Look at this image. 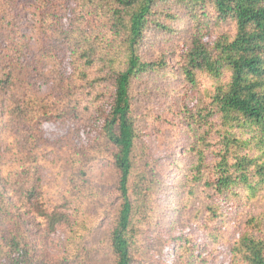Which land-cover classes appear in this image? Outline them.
<instances>
[{
  "label": "trees",
  "instance_id": "1",
  "mask_svg": "<svg viewBox=\"0 0 264 264\" xmlns=\"http://www.w3.org/2000/svg\"><path fill=\"white\" fill-rule=\"evenodd\" d=\"M70 2L71 8L66 0H0V122L6 113L31 159L41 151L38 128L44 121L67 120L77 129H94L89 143L70 150L63 203L50 213L40 206L33 186L22 188L13 171L6 180L0 172V264H43L23 222L25 209L40 213L46 234L64 229L55 264H79L112 209L102 245L112 264L145 262L147 241L164 240L158 223L165 186L156 162L149 160L133 92L135 84L141 87L157 77H180L191 92L197 91L195 103L192 99L191 107H181L192 163L179 191L169 194L173 206L167 211L218 237L220 231L212 232L211 225L219 230L223 209L264 191V0ZM29 15L36 18L42 58L51 63L46 79L52 80L57 98L36 96L29 88L15 96L11 90L27 47L24 20ZM185 19L196 25L187 46L147 55L152 34L161 40L176 36L173 24ZM206 21L217 32L203 41L199 33L211 27ZM205 80L210 85L199 91ZM94 162L112 167L115 181L106 192L88 181L87 168ZM252 221L231 242L226 264H264V232L255 230ZM172 240L173 254H189L188 264L199 259L192 238L176 235ZM170 262L176 264V258Z\"/></svg>",
  "mask_w": 264,
  "mask_h": 264
},
{
  "label": "rangeland",
  "instance_id": "2",
  "mask_svg": "<svg viewBox=\"0 0 264 264\" xmlns=\"http://www.w3.org/2000/svg\"><path fill=\"white\" fill-rule=\"evenodd\" d=\"M66 3L71 8L70 0H66ZM35 21L36 18L33 19V15L27 16L24 20L27 47L21 55L19 66L15 68L14 84L11 90L15 96H19L25 88H29L36 96L51 95L52 98H57L59 93L55 91L52 80L46 79L50 73L51 63L42 58L41 52L44 45L41 37L36 36ZM206 22L208 23L205 25L212 24L209 21ZM195 26V21L190 22L185 19L178 24H173L176 36L161 40L156 37V34H152L150 36L152 45L149 44L146 49L147 55L150 56L154 52L168 53L174 45L187 46L191 35L196 31ZM205 28L206 26L199 36H202L203 41L211 40L217 32V27L211 25L210 28ZM209 85L205 80L198 90ZM140 86L135 84L133 87V92L138 94L137 112L142 118L140 131L144 136L149 160L156 162L155 166L165 186V197L161 199L162 212L159 214L161 218L158 223V233L164 240H168L166 242L157 238L148 240L149 251L146 261L136 264H170L172 256L176 258V264H188L189 254L185 253L179 257L177 253L172 252L173 246L170 244H174L172 237L176 235L192 238L191 249L199 259L192 258L191 264H226L231 242L250 229L248 222L253 220L256 223L255 230L264 232V191L252 201L243 199L227 205L223 209L224 222L218 224L219 230L214 223L211 225L212 232L220 231V235L216 238H211L207 229L202 232L191 222L175 215L173 211H167L172 210L173 206L169 204L172 200L169 194L179 191V185L192 163L191 155L186 152L190 140L185 133L183 122L185 116L181 113V107L184 105L191 107L192 99H194L193 103L196 101L197 91L191 92L180 77L147 79ZM2 120L0 122L2 178L6 180L4 178L6 174L13 171L16 177L14 174L12 176L14 179L18 178L22 188L33 186L37 190L40 206L50 213L54 207H59L63 203L68 185L67 175L70 171L68 154L70 150L89 143L93 139L92 125L85 128L78 126L79 129H77L67 120L51 119L42 122L38 128L40 134L38 146L41 151L31 159L26 152L30 148L25 146L21 136L11 127L6 113ZM87 173L88 181L98 184L102 192H106L105 190L115 181L112 167L105 162L91 163ZM10 194L12 195L11 192ZM19 205H21L20 201ZM99 205H104V202H99ZM93 207L94 205L91 204V209ZM25 210L27 213L24 212L23 222L31 233V240H34L38 246V260L43 264H55L62 253L64 229L57 227L55 231L46 234L47 227L39 217L40 213L36 209ZM113 211L112 209L102 227H99L90 237L79 264H112L111 254L105 247L102 248V245L108 239ZM159 241L162 243L159 244Z\"/></svg>",
  "mask_w": 264,
  "mask_h": 264
}]
</instances>
